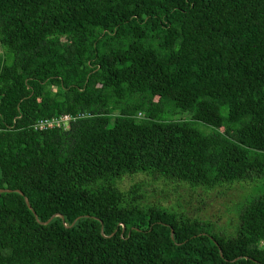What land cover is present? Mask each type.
<instances>
[{
  "label": "trees",
  "instance_id": "trees-1",
  "mask_svg": "<svg viewBox=\"0 0 264 264\" xmlns=\"http://www.w3.org/2000/svg\"><path fill=\"white\" fill-rule=\"evenodd\" d=\"M0 47V264H264V195L229 235L119 184L264 176V0H0Z\"/></svg>",
  "mask_w": 264,
  "mask_h": 264
},
{
  "label": "rangeland",
  "instance_id": "rangeland-1",
  "mask_svg": "<svg viewBox=\"0 0 264 264\" xmlns=\"http://www.w3.org/2000/svg\"><path fill=\"white\" fill-rule=\"evenodd\" d=\"M104 44L109 43V34L103 38ZM3 52V48L0 47ZM158 105L160 98L155 100ZM172 104L167 109L172 108ZM226 111V110H225ZM176 118L188 120L202 131L211 133L215 127L201 121L193 120L191 111L178 112ZM222 130H224L222 128ZM231 137L238 138L236 132ZM122 189L133 185L142 186L139 192L142 200L150 203H162L165 206L185 212L187 216L198 219L208 225L210 232L235 234L240 223V208L252 198L264 195V176H253L252 180L230 185L218 186L212 189L193 188L191 185L155 179L143 173L126 175L120 182Z\"/></svg>",
  "mask_w": 264,
  "mask_h": 264
},
{
  "label": "built area",
  "instance_id": "built-area-1",
  "mask_svg": "<svg viewBox=\"0 0 264 264\" xmlns=\"http://www.w3.org/2000/svg\"><path fill=\"white\" fill-rule=\"evenodd\" d=\"M82 116H84V114H62L51 118H43L34 123L33 128L38 131L52 128H68L74 119Z\"/></svg>",
  "mask_w": 264,
  "mask_h": 264
},
{
  "label": "water",
  "instance_id": "water-1",
  "mask_svg": "<svg viewBox=\"0 0 264 264\" xmlns=\"http://www.w3.org/2000/svg\"><path fill=\"white\" fill-rule=\"evenodd\" d=\"M0 191H1V192H13V191H16V192H19L20 194L24 195V193H23L21 190H19V189H17V190H12V189H3V188H0ZM25 201H26V203L28 204L29 208L33 210V207H32V205L30 204V201H29V199H28L27 197H25ZM34 213H35V212H34ZM35 215H36V217L38 218V216H37L36 213H35ZM41 223H43V224H47V223H49V221H47V222H41ZM102 229H103V228H102ZM124 229H125V228H124ZM172 237L174 238V231H172ZM221 254L223 255L222 251H221Z\"/></svg>",
  "mask_w": 264,
  "mask_h": 264
}]
</instances>
